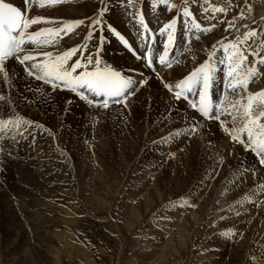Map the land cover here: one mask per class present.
Listing matches in <instances>:
<instances>
[{"label":"rangeland","instance_id":"374dc122","mask_svg":"<svg viewBox=\"0 0 264 264\" xmlns=\"http://www.w3.org/2000/svg\"><path fill=\"white\" fill-rule=\"evenodd\" d=\"M17 1L25 6L24 0ZM92 1L63 0L41 7L40 0H28L29 18L52 21L32 25L31 32L59 28L73 20L84 23L61 34L52 45H30L25 53L55 55L86 44L94 60L99 53L101 65L147 81L152 77L141 68L140 60L132 64L131 55L126 51V58L117 48L115 33L125 38L134 33L139 42L142 28L136 13L142 12L163 48L166 34L162 37L159 30L179 18L175 63L182 56L179 66L192 72L215 48L212 62L218 71L213 89L218 94L225 82L223 65L217 63L223 58L220 42L242 35L237 32L241 10L244 21L255 18H251L254 3L261 7L258 15L264 14V0H211L228 9L227 14L215 13L213 19L211 12H202L204 0H189L203 27L215 25L210 32L193 34L191 20L185 24L182 16L183 0H169L177 6L171 10L159 0H132L131 6L128 0H111L103 6ZM100 7L106 9L104 25L92 28ZM233 18L236 27L229 29L227 22ZM254 23V28L264 30V16H257ZM190 45H196L194 50ZM188 48L191 51L185 56ZM77 58H82L80 53L69 64ZM26 65L12 59L5 66L7 79L0 73V96L4 97L0 119L18 115L43 127L29 129L35 132L34 138L25 133L26 138L0 141L5 149L0 153V264H254L253 257H261L264 177L255 175L262 165L256 155L230 141L240 148L237 163L225 160L219 148L227 135L218 121L205 120L174 97L162 100L168 94L164 83L151 80L129 96L127 106L103 109L67 89L53 90L29 76ZM252 85L249 92H255ZM193 124L198 125L197 131L188 135ZM185 199L195 207L176 206ZM226 230L235 235L231 239L221 235Z\"/></svg>","mask_w":264,"mask_h":264},{"label":"snow or ice","instance_id":"6c2138e0","mask_svg":"<svg viewBox=\"0 0 264 264\" xmlns=\"http://www.w3.org/2000/svg\"><path fill=\"white\" fill-rule=\"evenodd\" d=\"M63 0H40V6L57 5ZM184 7L182 16L185 18V24L191 20V28L194 33L210 32L215 25L211 27H203L190 10L189 0H183ZM195 2V0H193ZM25 7L28 0H24ZM131 6L132 0H128ZM171 10L177 6L170 4L169 0H159ZM227 8L211 3V0H204L202 6L203 13L211 12L212 18L215 13L227 14ZM251 11V8H248ZM106 9L101 7L97 16L92 19L91 27L102 26L103 16ZM139 25L143 29V33H149L150 29L144 19L142 12H137ZM179 18H174L159 30L163 36L166 34L167 40L164 45L163 54L159 56V63L171 67L172 64L166 58L169 56V47L175 45V34L177 31V23ZM233 21H228V28H235ZM240 20L246 19L244 11L241 10ZM43 17L29 18L25 15L20 7L11 3L0 0V73H3L7 79L8 73L5 70V62L10 58L21 64L26 65L25 71L29 76H34L36 80L43 81L51 86L53 90L57 88L67 89L75 93L81 100L86 101L89 105L108 109L110 104H125L129 96L135 94V91L144 83L145 80H134L128 75L122 74L111 67L105 65L101 67V59L99 53L94 60L93 55L87 48L86 44L72 47L63 53L53 54V52L45 51L43 53L33 55L25 53L26 45H34L36 48L41 46L52 45L57 37L61 34L67 35L84 23L83 20H73L63 22L59 28H43L39 31L31 32L29 28L32 25L40 23H50ZM248 29L242 35H237L234 40L227 43L220 42L223 51V58L218 59L217 63L223 65L225 79V96L220 98L216 103L212 98V89L216 80L218 69L213 65V59H216V50L209 56L208 60L192 71L187 77L177 82L174 86L164 84L168 91L173 92L174 98L180 100H189V96L194 91L198 92V100L190 101V106L205 119H214L219 122V126L223 132L231 138V141L240 144L245 150H251L259 157V163L264 165V89L258 92H249L250 83H255L258 77L264 75V69L260 66L264 65V30L249 28L247 24L243 25ZM112 31L115 32L113 29ZM239 30L237 29V32ZM125 44H128L124 37L115 33ZM92 38V32H89L88 39ZM147 35L142 39L147 40ZM199 35L196 39L199 40ZM152 39H155L153 36ZM190 43V40H189ZM131 47V45H129ZM85 51L89 52L86 57L83 56ZM188 51H191L189 48ZM21 53H24L21 55ZM80 53L82 58H77L69 64L74 56ZM38 55H42L43 59H38ZM249 55L253 60L249 62ZM146 61L149 68L153 64V49L151 46L147 48ZM93 66L89 70V66ZM78 70H81L78 72ZM158 76V73H157ZM89 94L92 98H89ZM229 94L231 98H229ZM101 98V99H96ZM4 97L0 96V100ZM224 119H221V117ZM230 118V123H229ZM33 121L22 116L10 117L8 119H0V141L11 139L15 141L19 138H26L25 133L35 136L34 131L29 129L42 128ZM198 125L193 124L187 129V134L192 135L197 131ZM50 132V130H48ZM51 134V133H50ZM179 133H177L178 135ZM4 147L0 144V153L4 151ZM264 188V185L261 186ZM249 202H252L249 197ZM174 202H170L173 205ZM183 207H195L186 199L182 200L179 205ZM239 214V213H237ZM228 239H231L235 232L226 230L221 233ZM254 264H264V253L261 257H253Z\"/></svg>","mask_w":264,"mask_h":264},{"label":"bare ground","instance_id":"6f19581e","mask_svg":"<svg viewBox=\"0 0 264 264\" xmlns=\"http://www.w3.org/2000/svg\"><path fill=\"white\" fill-rule=\"evenodd\" d=\"M6 1V0H5ZM8 1H10V0H8ZM8 1H6V2H8ZM111 0H93L92 2L94 3V5L95 6H99L100 4L103 6L104 4H106L107 2H110ZM112 1H114V0H112ZM111 1V2H112ZM117 1V0H116ZM150 1V0H149ZM170 1H172V2H175V1H178V0H170ZM14 4L13 5H16V6H19V4L17 3L18 1L17 0H14ZM8 3H10V2H8ZM76 3H78V2H76ZM90 3V2H89ZM12 4V3H11ZM99 4V5H98ZM233 4V3H232ZM22 5V7H24V5L23 4H21ZM74 6H75V4H73ZM107 5V4H106ZM87 6H89V5H87ZM92 6V5H91ZM70 6H68V8H69ZM73 7V6H72ZM71 7V8H72ZM254 8L253 9H255L254 10V12H253V14H252V17L251 18H253L254 16H255V18L254 19H256L257 18V16H258V18H262L263 16H264V14L262 13V14H260V15H258L259 14V11H260V8L259 7H257L256 6V3H254V6H253ZM71 8H70V10H71ZM101 8V7H100ZM107 8V7H106ZM67 9V8H66ZM76 9H77V7H76ZM65 10V9H64ZM70 10L68 11V12H70ZM72 11V10H71ZM77 11H78V9H77ZM81 11H83V12H85L84 10H80V12ZM229 11H230V9H229ZM74 12V11H73ZM246 12V11H245ZM76 13V12H75ZM229 13V12H228ZM77 14V13H76ZM79 14V13H78ZM77 14V15H78ZM66 15H68V14H66ZM81 15V14H80ZM82 15H83V13H82ZM61 16H62V14H61ZM79 16V15H78ZM70 17V16H69ZM87 17V16H86ZM79 18V17H78ZM106 18V17H105ZM146 19V18H145ZM254 19H250V20H246V21H244V19L243 20H238V30L240 31V32H242V34L244 33V32H246L248 29H246V28H244L243 27V25H245V24H247L248 26H249V28H254L255 26V23H254ZM257 22V21H256ZM259 22V21H258ZM152 23V22H151ZM260 23V22H259ZM258 24V23H257ZM257 24H256V26H257ZM104 25V24H103ZM106 27V26H105ZM259 27V26H258ZM99 28V27H98ZM261 28V27H260ZM81 29V28H80ZM257 29V28H256ZM234 31H236V30H234ZM233 31V32H234ZM238 31V32H239ZM133 33V32H132ZM74 34V33H73ZM72 34V36H74ZM130 35V38L129 37H126L125 39L127 40V42H128V44L129 45H131V48L136 52V53H138L139 54V56H140V61H139V65L141 66V68H144V70L146 71V73H148L151 77H152V81L153 82H159V84L161 83V84H171V85H175L176 84V81L177 80H182V79H184V76H182V75H189L190 73H191V71H190V69L189 70H186L185 68L184 69H182V67H180L179 65H181L180 63V61L182 60L181 58H182V56L180 57V59H179V62H177V63H171L172 64V66L169 68V67H167L166 65H161V64H158L157 65V61L158 60H156L155 61V69H156V73H158V76H157V74H153V72L151 71V70H149L147 67H146V64H145V61H144V57H145V52H147V50L144 52V50H143V48H142V46H141V44L142 43H140V41H139V45H138V43H137V41H136V39H135V36H133L134 35V33H133V35L130 33L129 34ZM236 35V34H235ZM71 36V37H72ZM96 37V36H95ZM233 37V36H232ZM235 37V36H234ZM97 38V37H96ZM68 39V38H67ZM66 39V40H67ZM70 39V38H69ZM73 40H74V38H72ZM77 39V38H76ZM233 39V38H232ZM65 40V41H66ZM231 40V39H230ZM71 40H69L68 42L69 43H71L70 42ZM120 41H122V40H120V38H119V42ZM76 42V41H75ZM114 42H116V41H114ZM91 43H93V42H91ZM122 43L124 44V45H128V44H125L123 41H122ZM75 44V43H74ZM117 44V48L122 52V53H124V55H126V58H127V52L126 51H124L123 49V47H122V45L123 44H118V43H116ZM92 45V44H91ZM94 45V44H93ZM156 45H158V44H156ZM155 45V46H156ZM192 45V44H191ZM190 45V46H191ZM197 45V44H196ZM195 45V46H196ZM194 46V47H195ZM194 47H192L191 46V49H193L194 50ZM26 49V48H25ZM146 49V48H145ZM189 49V48H188ZM188 49H186V51H185V56H187V54H188ZM87 52V55H89V52L88 51H86ZM119 52V51H118ZM261 55H264V53H261ZM173 57H176V54L173 56ZM130 60H132V61H130L132 64H137L138 63V60L137 59H135V58H133V57H128ZM183 58H185V57H183ZM128 59V60H129ZM253 60V57L251 56V55H249V62H251ZM11 61V60H10ZM9 60L7 61L8 63L10 62ZM178 61V60H177ZM7 62H5V66H6V63ZM176 62V61H175ZM183 66V65H182ZM101 67H104V65H101ZM109 67V66H108ZM262 69H264V65H261L260 66ZM112 68V67H111ZM140 68V67H139ZM113 69H115V68H113ZM197 69V68H196ZM115 70H117V69H115ZM182 70V71H181ZM195 70V69H194ZM193 70V71H194ZM117 71H120V70H117ZM121 73H123L122 71H120ZM139 72L141 73V74H143V72H142V70L141 69H139ZM185 73V74H184ZM141 74H139V75H141ZM153 75V76H152ZM155 76H157L158 78H156L155 79ZM140 78H142L141 76H139ZM148 77V76H147ZM135 78V77H134ZM136 80V79H135ZM142 80H146V79H142ZM151 80H148L147 79V84H146V86H149L150 85V82H152ZM152 82V83H153ZM224 83L225 82H222L221 83V88H219V91H218V94H216L215 92H214V89H212V92H213V94L216 96V98L218 99V100H220V98H222V93H225V88H224ZM252 84V83H251ZM151 85H153V84H151ZM252 87H253V90L255 91V92H258V91H260L261 89H264V75H262L261 77H258L257 78V80H256V82L255 83H253V85H252ZM168 90V89H167ZM163 92V91H162ZM168 92V94L167 95H164V96H162L161 98H162V100L164 99V100H166L167 102H169L168 101V98H173V96H174V94H173V92H170V91H167ZM162 94V93H161ZM160 94V95H161ZM165 97V98H164ZM89 98H92L90 95H89ZM191 96H189V101H191ZM198 98V95H197V97H196V99L195 100H198L197 99ZM229 98H230V94H229ZM181 103H183L184 105L186 104V102L185 101H181ZM187 105H189V104H187ZM217 126V125H216ZM223 140V139H222ZM222 140H221V142H222ZM229 141L231 142V143H234L233 141H231V138L229 137V136H226V138H225V140L221 143V142H219V143H221L220 144V148H219V150L221 149V151L222 152H224L225 153V156H224V158H225V160H227V161H231L232 163H234V162H236V160H237V157H238V153H239V149L240 148H237V147H235L234 145H231L230 143H229ZM196 143V142H195ZM218 143V144H219ZM197 144V143H196ZM196 144H194V145H196ZM217 146H219V145H217ZM216 146V147H217ZM195 149H198V147L196 148V146H195ZM218 149V148H217ZM196 151V150H195ZM245 151H247V150H245ZM220 152V151H219ZM221 153V152H220ZM241 153L243 154V156H244V153L241 151ZM191 155V154H190ZM220 156H221V154H219ZM182 156V155H181ZM241 156V155H240ZM183 157V156H182ZM189 158V157H188ZM223 158V159H224ZM240 158V157H239ZM186 159L187 158H185L184 160L186 161ZM224 161V160H223ZM186 162H188V161H186ZM183 163V162H182ZM237 163V162H236ZM189 168V167H188ZM223 168H225V167H223ZM228 168V167H227ZM185 169V168H184ZM223 170V169H222ZM225 172V171H224ZM254 174V173H253ZM255 177L256 178H258V179H261L262 177H264V166H262V167H260V168H258L257 169V174L255 175ZM239 179V178H238ZM250 182L251 183H253L254 181H255V178H254V176H252L251 177V175H250ZM247 183V182H246ZM247 185H249V184H247ZM245 186V185H244ZM262 186V185H261ZM243 188V187H242ZM262 188V187H261ZM244 190V189H243ZM152 193V192H151ZM143 196H144V194H143ZM142 196V197H143ZM149 196V195H148ZM150 198V197H149ZM151 199V198H150ZM88 200V199H87ZM147 200H148V198H147ZM143 202V201H142ZM147 203V202H146ZM202 208V207H201ZM1 215V214H0ZM181 214H179V216H180ZM177 216V215H176ZM16 217V216H15ZM181 217V216H180ZM196 218V217H195ZM192 220V219H191ZM181 225V224H180ZM183 226V225H182ZM187 226V225H186ZM176 233V232H175ZM182 236V235H181ZM164 251V250H163ZM235 257V256H234Z\"/></svg>","mask_w":264,"mask_h":264}]
</instances>
